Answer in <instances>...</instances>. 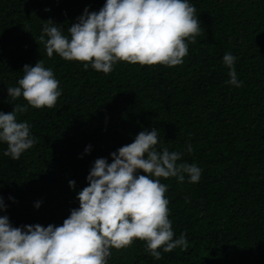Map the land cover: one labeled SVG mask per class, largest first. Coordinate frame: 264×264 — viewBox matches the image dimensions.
Listing matches in <instances>:
<instances>
[{"label":"trees","instance_id":"trees-1","mask_svg":"<svg viewBox=\"0 0 264 264\" xmlns=\"http://www.w3.org/2000/svg\"><path fill=\"white\" fill-rule=\"evenodd\" d=\"M187 2L200 33L196 43L185 40L182 64L118 61L105 74L48 57L39 36L49 20L68 35L85 8L98 12L106 0H0V112L27 106L17 119L30 124L36 141L19 160L6 156L0 141V216L13 227L62 226L79 208L77 193L88 186L94 162L111 163V153L155 128L158 150L179 152L180 162L202 169L198 183L187 175L184 183L159 178L168 186L173 240L186 233L188 248L158 249L157 260L137 239L110 249L107 264H264V0ZM226 53L236 57L239 88L227 83ZM39 60L59 82L51 109L12 101L7 92L19 86L23 67Z\"/></svg>","mask_w":264,"mask_h":264},{"label":"clouds","instance_id":"clouds-1","mask_svg":"<svg viewBox=\"0 0 264 264\" xmlns=\"http://www.w3.org/2000/svg\"><path fill=\"white\" fill-rule=\"evenodd\" d=\"M195 12L187 0H106L98 12L85 8L67 29L68 35L52 20L44 22L39 41L48 57L56 53L105 74L118 61L173 67L188 54L185 40L196 43L200 22ZM235 61L230 53L223 57L229 69L227 83L239 88L242 82L237 80ZM22 72L19 86L7 88L11 100L22 97L34 109L55 107L61 91L53 71L39 60L35 66L25 65ZM27 110L15 104L12 112H0V141L7 143L4 154L13 160L36 142L30 124L17 119L18 113ZM158 136L155 128L141 131L131 144L110 154L111 163L97 159L87 177L88 186L77 193L79 208L71 210L62 226L13 227L6 215L0 216V264H107L110 249L129 247L137 239L146 242L157 260L162 258L161 248L164 253L178 247L186 251V233L173 240L165 198L168 186L159 178L174 177L184 183L187 175L189 183H198L202 169L180 162L179 152L163 146L158 150ZM90 149L89 145L85 152ZM69 187L74 188L75 181L70 180ZM3 211L6 206L0 197Z\"/></svg>","mask_w":264,"mask_h":264}]
</instances>
